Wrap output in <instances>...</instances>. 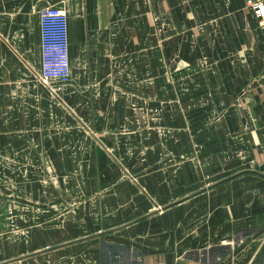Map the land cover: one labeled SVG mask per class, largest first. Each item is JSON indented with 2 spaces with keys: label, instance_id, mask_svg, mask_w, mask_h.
I'll list each match as a JSON object with an SVG mask.
<instances>
[{
  "label": "crops",
  "instance_id": "0c3cea01",
  "mask_svg": "<svg viewBox=\"0 0 264 264\" xmlns=\"http://www.w3.org/2000/svg\"><path fill=\"white\" fill-rule=\"evenodd\" d=\"M45 5L69 18L59 94ZM5 145L45 164L6 170L0 264H264V21L247 0H0Z\"/></svg>",
  "mask_w": 264,
  "mask_h": 264
},
{
  "label": "built area",
  "instance_id": "2783aa9c",
  "mask_svg": "<svg viewBox=\"0 0 264 264\" xmlns=\"http://www.w3.org/2000/svg\"><path fill=\"white\" fill-rule=\"evenodd\" d=\"M256 15L264 20V3L247 0ZM41 32L40 80L53 93L59 94L72 79L69 55V18L66 9L45 5L37 9ZM11 264H22L14 260Z\"/></svg>",
  "mask_w": 264,
  "mask_h": 264
},
{
  "label": "rangeland",
  "instance_id": "374dc122",
  "mask_svg": "<svg viewBox=\"0 0 264 264\" xmlns=\"http://www.w3.org/2000/svg\"><path fill=\"white\" fill-rule=\"evenodd\" d=\"M260 1H263V0H260ZM263 3H264V1H263ZM262 21H264V20H262ZM40 41H41V32H40ZM14 150H15V153L18 152V147L16 148V146H12V145L0 146V185H2V184L8 185L11 182L10 179L5 177L6 176V170H10V171L19 170L18 165H20L21 163L25 164L23 166L24 167L23 169H27L29 167H31L33 169L44 167L45 163H43V162L42 163L41 162L30 163L32 161L18 162V159L13 160L12 154H13ZM39 152H40V150H39ZM4 171H5V173H4ZM2 176H4V177H2Z\"/></svg>",
  "mask_w": 264,
  "mask_h": 264
},
{
  "label": "water",
  "instance_id": "95a60500",
  "mask_svg": "<svg viewBox=\"0 0 264 264\" xmlns=\"http://www.w3.org/2000/svg\"><path fill=\"white\" fill-rule=\"evenodd\" d=\"M175 203V202H174ZM173 204V203H172Z\"/></svg>",
  "mask_w": 264,
  "mask_h": 264
}]
</instances>
